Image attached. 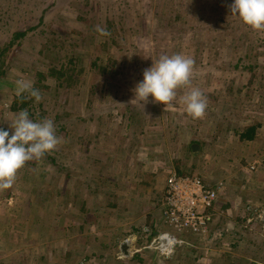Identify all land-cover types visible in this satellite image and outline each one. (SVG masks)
<instances>
[{
    "label": "rangeland",
    "instance_id": "1",
    "mask_svg": "<svg viewBox=\"0 0 264 264\" xmlns=\"http://www.w3.org/2000/svg\"><path fill=\"white\" fill-rule=\"evenodd\" d=\"M232 3L0 0V47L24 32L3 57L0 128L11 135L7 119L27 109L61 138L0 190V264H264V30ZM174 54L194 59L191 84L143 106L144 69ZM21 77L43 99L16 109ZM189 88L207 98L202 118L179 102ZM255 124L254 140H240ZM173 172L223 185L209 236L163 258L142 248L141 230Z\"/></svg>",
    "mask_w": 264,
    "mask_h": 264
},
{
    "label": "clouds",
    "instance_id": "2",
    "mask_svg": "<svg viewBox=\"0 0 264 264\" xmlns=\"http://www.w3.org/2000/svg\"><path fill=\"white\" fill-rule=\"evenodd\" d=\"M230 11L254 30H264V0H233ZM100 35H110L108 30L97 25ZM195 61L183 54L161 55L151 67L144 69L143 79L134 89L135 100L143 106L149 102L171 104L177 99V89L187 88L194 75ZM15 96L40 102L43 97L30 80L23 77L15 81ZM179 102L184 111L194 119L202 118L208 106L207 98L199 88H189ZM8 130L0 128V190L10 189L19 169L29 161L39 160L57 148L61 138L56 135L52 119L33 120L27 109L14 114Z\"/></svg>",
    "mask_w": 264,
    "mask_h": 264
},
{
    "label": "built area",
    "instance_id": "3",
    "mask_svg": "<svg viewBox=\"0 0 264 264\" xmlns=\"http://www.w3.org/2000/svg\"><path fill=\"white\" fill-rule=\"evenodd\" d=\"M222 185V182L210 185L196 175L169 174L158 202V220L153 230L150 226L142 227V234L146 236L142 248L168 258L179 247L192 245L194 240L209 236L216 221Z\"/></svg>",
    "mask_w": 264,
    "mask_h": 264
},
{
    "label": "trees",
    "instance_id": "4",
    "mask_svg": "<svg viewBox=\"0 0 264 264\" xmlns=\"http://www.w3.org/2000/svg\"><path fill=\"white\" fill-rule=\"evenodd\" d=\"M23 36H24V32L17 31V32H15L11 36V38L8 40V42L5 45H3L2 47H0V77L2 75V68H3V65L5 63V59L3 57H4V54L6 52L7 47H9V45H12L17 39L23 38ZM110 37H111V35H110ZM94 66H97V64L94 63ZM18 102H20L21 104H18ZM28 103H30L29 100H26V99L21 100L20 98L15 97V100L13 101V105L12 106L15 107L16 109H18V108L20 109L21 107H18V106H23L24 107ZM32 115L33 114L29 112V116H32ZM36 118L37 117H35V116L33 117V119H36ZM257 126L258 125L255 124L253 126H248L247 128H244V130H241L238 133L240 139L241 140H247V141L254 140V138H255V131H256ZM57 127H58V129L63 128L62 125H60V126L57 125ZM50 160H51V158H50ZM151 226H153V225L151 224ZM151 230H153V228H151Z\"/></svg>",
    "mask_w": 264,
    "mask_h": 264
},
{
    "label": "water",
    "instance_id": "5",
    "mask_svg": "<svg viewBox=\"0 0 264 264\" xmlns=\"http://www.w3.org/2000/svg\"><path fill=\"white\" fill-rule=\"evenodd\" d=\"M194 146L198 148V145H197V144H195ZM194 146H193L192 148H194ZM127 246H128V245H127V242H126V241L123 242L122 245H121V250H122V252H123L125 255H127V250H126Z\"/></svg>",
    "mask_w": 264,
    "mask_h": 264
},
{
    "label": "crops",
    "instance_id": "6",
    "mask_svg": "<svg viewBox=\"0 0 264 264\" xmlns=\"http://www.w3.org/2000/svg\"><path fill=\"white\" fill-rule=\"evenodd\" d=\"M260 126V125H259ZM257 129V128H256ZM256 135H257V133H256V131H255V137H256ZM239 139H240V137H239ZM241 140V139H240ZM244 141H247V140H244ZM247 142H250V141H247ZM251 142H252V140H251ZM219 182H222V184H223V181L222 180H219ZM217 183H218V181H217ZM215 185V184H214ZM222 188V187H221ZM247 207H249V205L247 206ZM246 207V208H247Z\"/></svg>",
    "mask_w": 264,
    "mask_h": 264
}]
</instances>
